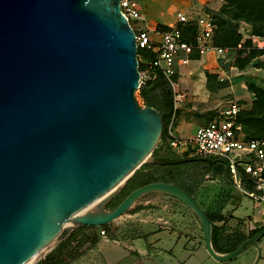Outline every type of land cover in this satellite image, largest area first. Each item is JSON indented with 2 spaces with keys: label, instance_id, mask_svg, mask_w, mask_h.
I'll return each instance as SVG.
<instances>
[{
  "label": "water",
  "instance_id": "95a60500",
  "mask_svg": "<svg viewBox=\"0 0 264 264\" xmlns=\"http://www.w3.org/2000/svg\"><path fill=\"white\" fill-rule=\"evenodd\" d=\"M138 86L135 34L119 0H0V264H28L73 225L108 223L149 191L192 209L213 257L252 245L256 263L264 224L218 252L205 210L172 182L143 183L104 207L147 160L211 162L151 156L162 119L137 102Z\"/></svg>",
  "mask_w": 264,
  "mask_h": 264
},
{
  "label": "rangeland",
  "instance_id": "374dc122",
  "mask_svg": "<svg viewBox=\"0 0 264 264\" xmlns=\"http://www.w3.org/2000/svg\"><path fill=\"white\" fill-rule=\"evenodd\" d=\"M149 0H138V6L141 13L146 17L150 25L158 26L168 25L176 19L178 11H182L190 17L191 21L203 13L202 7L211 13L216 21L217 29L214 31L215 41L225 47L219 55L204 53L197 59L191 60L187 64H179L172 79L174 85L168 79L161 75L147 78L135 89V98L140 105H145L140 96V89L146 82L149 85H155L161 97L167 98L173 104V112L167 117L165 109L160 108L162 115H165L164 125L171 123L172 129L177 135H193L196 128L206 122L214 111L221 108L229 99H236L244 109L252 106L254 94L248 89V83H254L264 87V53L251 54L250 56L240 55L234 45V39L240 32L242 37L250 33L251 25L245 21L232 18V8L227 5V1L221 5L217 12L198 4L197 0H157V5L163 10V14L152 19L141 9L142 5L148 4ZM150 10H147V12ZM189 35V31H184ZM140 51L137 55L138 70L144 69L145 64L141 57L145 55ZM139 63L141 68L139 69ZM163 125V123H162ZM161 137V134H160ZM159 137L157 143L161 141L162 152H171L179 156L187 154L180 148L171 149ZM156 143V145H157ZM160 143V142H159ZM155 145V147H156ZM189 155V154H188ZM153 155V151L151 153ZM146 162H154L147 160ZM157 163V162H156ZM176 168L162 171L154 169V175L165 174L166 178L172 183L178 182L186 187L192 193V197L199 201V205L211 213L230 196L235 187L225 174V163L217 160L212 163V167H206L203 161L180 162ZM143 164V163H142ZM141 164V165H142ZM140 165V166H141ZM139 166V167H140ZM139 167L137 169H139ZM136 169V170H137ZM135 170V171H136ZM134 171V173H135ZM150 169H142L136 174H132L124 183H122L113 196L104 203L106 209H110L107 204L111 200L118 203L130 190L146 182L154 181L150 177ZM244 201H250L249 196H242ZM249 203V202H248ZM97 207V204L90 209ZM140 207L144 208V214L135 216V212ZM238 212L246 211L241 204L236 207ZM225 216L231 212L224 209ZM151 213L159 214L163 217L162 225L177 226L186 234L191 236H201L202 230L200 222L192 211L183 201L177 197L162 191H149L140 195L128 210L114 218L105 225H94L91 228H82L80 225H73L70 231L62 238H58L44 253L35 257L28 264H39L52 255V260L56 264H99L96 259L100 258V251L91 243L92 235L103 236L100 233L101 228L116 235H133L141 233L145 222H148ZM168 219V221H166ZM157 225L154 229H158ZM105 235H108V233ZM246 250L236 254L234 259L245 255ZM231 259V258H230Z\"/></svg>",
  "mask_w": 264,
  "mask_h": 264
},
{
  "label": "built area",
  "instance_id": "2783aa9c",
  "mask_svg": "<svg viewBox=\"0 0 264 264\" xmlns=\"http://www.w3.org/2000/svg\"><path fill=\"white\" fill-rule=\"evenodd\" d=\"M119 5L134 31L137 50L152 52L151 57H141L145 67L139 70V85L158 73L174 85L172 77L178 72L179 64H187L204 53L219 55L225 49L215 42L216 22L205 8L193 21L186 13L178 11L173 22L158 26L147 22L138 0H119ZM190 24L195 29L191 39H186L182 28ZM245 36L235 45L240 55H245L252 48H264L263 36L251 31ZM245 38L250 40L249 45H244ZM193 53L198 56L193 57ZM242 108L236 99H229L200 124L193 135H177L169 123L165 126V143L171 149L180 148L189 155L222 159L234 187L251 199L264 201V136L249 135L248 124L238 119ZM100 233L105 235L104 228Z\"/></svg>",
  "mask_w": 264,
  "mask_h": 264
},
{
  "label": "crops",
  "instance_id": "0c3cea01",
  "mask_svg": "<svg viewBox=\"0 0 264 264\" xmlns=\"http://www.w3.org/2000/svg\"><path fill=\"white\" fill-rule=\"evenodd\" d=\"M225 0H197L198 4L217 12ZM204 7H202L203 9ZM141 9L152 21L156 16L163 14V10L157 5V0H149L148 4L142 5ZM147 10H150L147 12ZM146 18V17H145ZM244 194L235 188L227 198L221 213L223 219L214 220L217 225L224 224L229 231L241 230L247 234L252 228L264 224V201L251 199L244 201ZM195 199V198H194ZM197 203L199 201L195 199ZM249 202V203H248ZM243 205L246 211L238 212L237 206ZM224 209L231 212L225 216ZM144 208L140 207L134 214L141 216ZM143 224L141 233L133 235H108L98 236L96 248L100 251V258L96 259L99 264H252L257 256V249L249 245L245 255L228 260H218L213 257L205 247L203 235L191 236L177 226L162 225L165 220L159 214L154 213ZM168 221V219H166ZM159 225L158 229H154ZM260 255L255 264H264V234L258 239ZM242 250V251H244ZM241 251V252H242Z\"/></svg>",
  "mask_w": 264,
  "mask_h": 264
},
{
  "label": "trees",
  "instance_id": "16d2710c",
  "mask_svg": "<svg viewBox=\"0 0 264 264\" xmlns=\"http://www.w3.org/2000/svg\"><path fill=\"white\" fill-rule=\"evenodd\" d=\"M227 5L232 8V18L237 19V20H242L245 21L246 23L248 22L251 25V32L254 34H258L260 36L264 37V0H228ZM216 22V21H215ZM195 29V26L193 24L190 25H185L182 28V35L186 39H191L193 31ZM217 29V25L215 28V31ZM189 31V35H185L184 31ZM215 33V32H214ZM241 34L238 33L236 35V38L234 39V45L241 39ZM215 37V35H214ZM215 39V38H214ZM216 42V41H215ZM217 44L221 45L220 43L216 42ZM250 40L248 38H245L244 40V45H249ZM140 51L145 52L146 57H151L152 52H149L144 49H138L137 53ZM239 52V51H238ZM240 53V52H239ZM259 54V53H264V48L256 49L252 48L249 49L248 52L245 54V56H250L251 54ZM193 57H197L198 55L196 53L192 54ZM141 63H139V69L141 68ZM264 68V63L262 64ZM158 75H161V73H158ZM150 83L146 82V84L141 87L140 89V96L144 100L145 105H151L154 106L158 112L161 115L162 119V131H161V140H164V132H165V115H162L160 108L165 109V112L167 114V117L170 116L173 112V104L171 101H169L165 97H161L156 90V86L149 85ZM248 89L253 92L254 94V99L252 101V106L248 109L242 108L241 111L238 114V119L241 121H244L245 123L248 124L249 126V135L252 137H260L264 136V87H260L254 83H248ZM160 107V108H159ZM209 118V117H208ZM207 118V119H208ZM160 142V143H159ZM153 149V155H168V156H174V157H188V154H185L184 156H179L175 153L171 152H162V144L161 141H159ZM189 161H201V160H184V162H189ZM206 164V167L211 168L212 163H209L207 161H203ZM181 163H176V164H160L156 162H146L143 163L139 169L135 171L134 174L138 173L142 169L149 170L150 169V177L154 181H167L171 182V180L167 179L165 174H159V175H154L153 171L154 169H161L162 171H167V169L170 168H176L180 165ZM225 174L227 179L231 181L230 175L228 170L225 167ZM174 184L180 186L183 188L187 193L192 195L191 191L187 189L186 187L181 186L180 183L174 182ZM139 186V185H138ZM137 187V186H136ZM134 189V188H133ZM131 191V190H130ZM225 201L222 202L216 209L214 213H211L207 210H205L207 216L209 217L211 221V243L213 248L218 251V252H227L232 249H234L236 246H238L245 238L253 235L262 225L256 226L252 228L247 234H245L241 230H232L229 231L224 224L222 225H217L214 223V220L218 219L221 220L223 219V215L221 213V210L224 206ZM117 203L115 200H111L108 202L107 206L113 208ZM106 224H103V226ZM83 229L84 228H91L93 225H87V224H81L80 225ZM105 231H107L104 228ZM109 230L107 233L109 234ZM97 241V236L95 233L92 235V244H95ZM48 259L44 262L45 264H56L52 260V255H48ZM41 264V262L39 263Z\"/></svg>",
  "mask_w": 264,
  "mask_h": 264
},
{
  "label": "flooded vegetation",
  "instance_id": "af4514ba",
  "mask_svg": "<svg viewBox=\"0 0 264 264\" xmlns=\"http://www.w3.org/2000/svg\"><path fill=\"white\" fill-rule=\"evenodd\" d=\"M211 158V162H209V163H214L215 161H217V160H221V161H223L222 159H220V158H216V157H210ZM224 162V161H223Z\"/></svg>",
  "mask_w": 264,
  "mask_h": 264
},
{
  "label": "bare ground",
  "instance_id": "6f19581e",
  "mask_svg": "<svg viewBox=\"0 0 264 264\" xmlns=\"http://www.w3.org/2000/svg\"><path fill=\"white\" fill-rule=\"evenodd\" d=\"M47 250H48V249H47ZM32 260H33V259H32ZM32 260H31V261H32Z\"/></svg>",
  "mask_w": 264,
  "mask_h": 264
}]
</instances>
